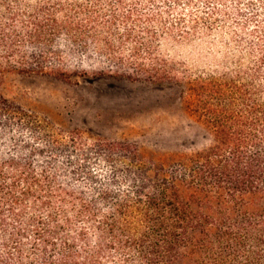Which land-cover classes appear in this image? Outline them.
<instances>
[{
	"label": "trees",
	"instance_id": "obj_1",
	"mask_svg": "<svg viewBox=\"0 0 264 264\" xmlns=\"http://www.w3.org/2000/svg\"><path fill=\"white\" fill-rule=\"evenodd\" d=\"M159 1L0 0V80L61 75L66 54L92 51L188 86L210 137L148 162L127 143L42 129L0 93V264H264V0L240 11L236 63L194 73L158 52L187 37Z\"/></svg>",
	"mask_w": 264,
	"mask_h": 264
},
{
	"label": "rangeland",
	"instance_id": "obj_2",
	"mask_svg": "<svg viewBox=\"0 0 264 264\" xmlns=\"http://www.w3.org/2000/svg\"><path fill=\"white\" fill-rule=\"evenodd\" d=\"M159 2L163 9L176 7L168 21L187 35L162 37L160 54L192 73L223 71L236 63L242 49L237 31L251 7L246 0ZM64 62L61 75L8 73L0 80V93L42 129L77 132L89 143H127L148 162L195 154L209 145L205 125L182 98L188 86L147 81L92 51L69 52Z\"/></svg>",
	"mask_w": 264,
	"mask_h": 264
}]
</instances>
